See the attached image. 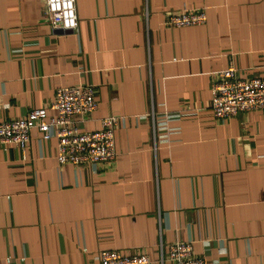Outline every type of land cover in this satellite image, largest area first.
I'll list each match as a JSON object with an SVG mask.
<instances>
[{
    "label": "crops",
    "instance_id": "obj_1",
    "mask_svg": "<svg viewBox=\"0 0 264 264\" xmlns=\"http://www.w3.org/2000/svg\"><path fill=\"white\" fill-rule=\"evenodd\" d=\"M77 28L50 25L44 0H0V120L93 85L82 129L117 115L115 157L60 164L33 128L0 145V264H99L191 240L207 264H264V109L217 118L211 82L232 63L264 77V0H75ZM203 9L201 24L169 13ZM153 112V115H151ZM158 127L153 150L152 121ZM168 128V130H167ZM162 264H175L164 260Z\"/></svg>",
    "mask_w": 264,
    "mask_h": 264
},
{
    "label": "built area",
    "instance_id": "obj_2",
    "mask_svg": "<svg viewBox=\"0 0 264 264\" xmlns=\"http://www.w3.org/2000/svg\"><path fill=\"white\" fill-rule=\"evenodd\" d=\"M48 22L53 27L75 30L77 12L75 0H44ZM206 20L203 9L182 8L171 12L165 23L172 27L201 24ZM210 102L217 118L232 117L239 111L264 109V77H241L230 63L217 73L210 85ZM97 107L93 85L79 83L61 85L55 89V97L49 103L54 114L49 115L43 107L32 108L26 114L0 120V145L12 144L24 153L36 128L42 139L56 137L55 157L60 164L93 165L115 157L114 129L119 121L117 115L100 119V127L82 129L81 122ZM153 115V112H151ZM168 130V128H167ZM160 135L152 121L151 137L153 150ZM160 264L164 260L175 264H207L203 255L194 254L191 240H175L163 251L160 243ZM99 264H153L154 259L144 252L123 253L119 249L105 248L98 251Z\"/></svg>",
    "mask_w": 264,
    "mask_h": 264
}]
</instances>
